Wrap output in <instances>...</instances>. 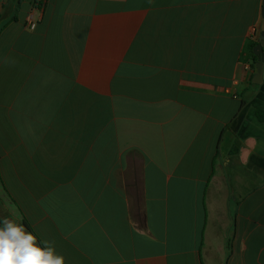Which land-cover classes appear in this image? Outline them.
<instances>
[{
  "label": "crops",
  "instance_id": "obj_1",
  "mask_svg": "<svg viewBox=\"0 0 264 264\" xmlns=\"http://www.w3.org/2000/svg\"><path fill=\"white\" fill-rule=\"evenodd\" d=\"M262 2L0 0V227L65 264H264Z\"/></svg>",
  "mask_w": 264,
  "mask_h": 264
},
{
  "label": "clouds",
  "instance_id": "obj_2",
  "mask_svg": "<svg viewBox=\"0 0 264 264\" xmlns=\"http://www.w3.org/2000/svg\"><path fill=\"white\" fill-rule=\"evenodd\" d=\"M0 264H65L51 242L41 248L36 237L15 221H5L0 227Z\"/></svg>",
  "mask_w": 264,
  "mask_h": 264
},
{
  "label": "water",
  "instance_id": "obj_3",
  "mask_svg": "<svg viewBox=\"0 0 264 264\" xmlns=\"http://www.w3.org/2000/svg\"><path fill=\"white\" fill-rule=\"evenodd\" d=\"M262 22L260 25V35L258 43L253 47V53L257 56V59L263 63L262 73H264V0L262 2ZM261 78V75L259 76Z\"/></svg>",
  "mask_w": 264,
  "mask_h": 264
},
{
  "label": "built area",
  "instance_id": "obj_4",
  "mask_svg": "<svg viewBox=\"0 0 264 264\" xmlns=\"http://www.w3.org/2000/svg\"><path fill=\"white\" fill-rule=\"evenodd\" d=\"M250 32H251V33H254V32H255V29H254V28H252Z\"/></svg>",
  "mask_w": 264,
  "mask_h": 264
},
{
  "label": "trees",
  "instance_id": "obj_5",
  "mask_svg": "<svg viewBox=\"0 0 264 264\" xmlns=\"http://www.w3.org/2000/svg\"><path fill=\"white\" fill-rule=\"evenodd\" d=\"M255 57V56H254ZM26 227H28V225L26 224ZM28 229L30 230V228L28 227ZM31 231V230H30Z\"/></svg>",
  "mask_w": 264,
  "mask_h": 264
}]
</instances>
